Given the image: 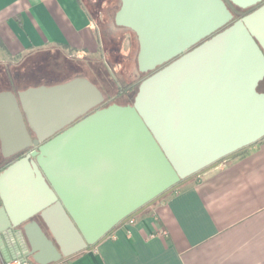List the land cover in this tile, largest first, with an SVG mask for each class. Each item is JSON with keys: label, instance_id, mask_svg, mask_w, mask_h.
I'll return each instance as SVG.
<instances>
[{"label": "water", "instance_id": "water-1", "mask_svg": "<svg viewBox=\"0 0 264 264\" xmlns=\"http://www.w3.org/2000/svg\"><path fill=\"white\" fill-rule=\"evenodd\" d=\"M262 2L121 0L114 22L136 34L138 70L154 71L132 105L87 114L104 96L82 75L0 93L1 153L32 148L0 173L5 209L40 212L67 257L264 141ZM235 7L253 8L233 20ZM29 227L32 253L54 249L35 221Z\"/></svg>", "mask_w": 264, "mask_h": 264}, {"label": "crops", "instance_id": "crops-1", "mask_svg": "<svg viewBox=\"0 0 264 264\" xmlns=\"http://www.w3.org/2000/svg\"><path fill=\"white\" fill-rule=\"evenodd\" d=\"M96 53L104 58L83 0H0V93L17 96L86 77L23 82L41 61L57 72L63 70L61 61L57 65L53 57L76 61L80 54ZM27 129L34 134L28 124ZM5 158L0 148V165ZM23 213V208L8 212L0 201V264L13 258L34 264H264V141L187 180L107 237L67 257L58 258L59 245L41 213L33 219L20 218ZM32 221L53 250L31 252Z\"/></svg>", "mask_w": 264, "mask_h": 264}, {"label": "rangeland", "instance_id": "rangeland-1", "mask_svg": "<svg viewBox=\"0 0 264 264\" xmlns=\"http://www.w3.org/2000/svg\"><path fill=\"white\" fill-rule=\"evenodd\" d=\"M87 8L89 9V12L91 13L92 22L94 24L95 30L99 33L100 43H103L105 46V52H104V58L101 57L99 54L94 55H78L77 62L75 59H63V55L60 54L59 57H53L57 62V65H59L60 61H69L71 63L70 66L67 65V68L65 71L60 70L57 72H50L47 68L52 65V63H48L46 61H41L38 63V65H34L32 68L34 69L33 72H30V75L28 76V72L25 73V77L23 79V82L28 85H34L38 82V79H42L44 82H51L53 79L56 78H64L68 76L69 74H72L74 72L79 71V63L78 61L86 62L88 66H90L89 63L92 62H99V61H108V56L110 60L112 61L111 69L108 70L106 68V72L103 70V74L101 76L95 74L96 67L92 70L85 64H82L84 67H86V70L81 68L82 72H86L90 80L97 86V88L102 92L104 96H109L114 93L115 91V85L113 83V77L119 78L121 81H130L133 78L132 70L135 66V63L133 60H128L131 58V47L134 49L135 44L132 40L131 35L126 31L120 29L118 25H114L113 20V13L116 8L117 0H83ZM250 8V7H248ZM236 9V7H235ZM245 13V12H244ZM241 14H238L237 16H240ZM239 18H234L233 20H236ZM117 35V36H115ZM115 37V38H114ZM56 52V51H55ZM56 54V53H55ZM50 56L49 54H47ZM43 56V55H41ZM81 56V57H80ZM45 57V55H44ZM95 72V73H94ZM147 73V72H145ZM143 73V75H145ZM137 79V77H135ZM259 91H264V80L260 82L258 86ZM116 103L118 105H126L129 103V98L126 97H119L116 100L114 98H110L107 102L108 105ZM225 160H222L223 162ZM197 176V175H196ZM194 176V177H196ZM194 177L190 178L193 179ZM189 179V180H190ZM185 182H181L178 184L176 188H179L183 186ZM164 197V196H163ZM162 197V198H163ZM160 198V199H162ZM159 199V200H160ZM158 200V201H159ZM153 204H156L153 203ZM152 204V205H153Z\"/></svg>", "mask_w": 264, "mask_h": 264}, {"label": "trees", "instance_id": "trees-1", "mask_svg": "<svg viewBox=\"0 0 264 264\" xmlns=\"http://www.w3.org/2000/svg\"><path fill=\"white\" fill-rule=\"evenodd\" d=\"M263 2H264V0H263ZM262 2V3H263ZM120 4H121V0H117V4H116V8H115V11H114V13H113V20H112V22H113V24L114 25H116L115 24V22H114V15H115V13H116V11L118 10V8H119V6H120ZM87 7V6H86ZM88 9V8H87ZM89 10V9H88ZM236 10L237 11H242V10H245V9H241V8H239V7H236ZM249 11H251V10H248V11H246L245 13H247V12H249ZM243 14V13H242ZM241 14V15H242ZM90 15H91V13H90ZM238 14H235L234 15V18H240L241 17V15L240 16H237ZM118 27H120V29H122V30H126L130 35H131V37H132V40L134 41V44H135V47H134V49H132V47H131V58L130 59H128L129 61L130 60H133V62L135 63V66L133 67V69H131L132 70V75H133V79L132 80H130V81H126V80H124V81H121L119 78H117V77H113V83H114V85H115V91H114V93L113 94H111V95H109V96H104V101L99 105V106H97L96 108H94V109H92L91 111H89L87 114H89V113H91V112H93V111H95L96 109H100V108H103V107H106V106H108V104H107V102H108V100L110 99V98H114V100H116L117 98H119V97H128L129 98V103H127L126 105H132V103H133V98H134V96H135V94H136V92H137V89H138V86H139V84H140V82L143 80V79H145L146 77H148L151 73H153L154 71H150V72H147V73H145V72H140L139 70H138V65H137V54H138V50H139V43H138V39H137V36H136V34H135V32L134 31H132L131 29H129V28H127V27H123V26H118ZM115 36H117V35H115ZM102 37V36H101ZM100 37V38H101ZM115 38V37H114ZM101 45H102V51H103V53L105 52V46H104V44L103 43H101ZM105 56V55H104ZM107 58H108V61H99V62H92V63H89L90 64V66H88L87 64H86V62H83V61H78V67H79V71L78 72H74V73H72V74H69L68 76H66V77H64V78H62L61 80H65V79H68V78H70V77H73V76H75V75H77V74H83V75H85L89 80H90V78L88 77V75L86 74V72H82V70H81V68L84 70V68H85V70H86V67H84L82 64H85V65H87L91 70H92V68L94 69L95 67H96V70H95V74H97V75H99V76H101L102 74H103V70H104V72H106V68L108 69V70H110L111 69V67H112V65H111V63H112V61L110 60V58L108 57V56H106ZM65 61L63 60V61H61V65H60V67H61V69H63V71H65L66 70V68H67V65H65V63H64ZM80 66H81V68H80ZM84 67V68H83ZM160 68V67H159ZM93 71V70H92ZM143 73H145V75H143ZM135 77H137V79L135 78ZM264 80V79H263ZM91 81V80H90ZM92 82V81H91ZM93 83V82H92ZM260 84V83H259ZM259 86V85H258ZM257 90L259 91V89L257 88ZM260 92H264V91H260ZM86 114V115H87ZM85 115V116H86ZM84 117V116H83ZM31 137H34V134L33 133H31ZM32 148H30V149H27V150H24V151H22V152H20V153H18V154H16V155H13V156H11V157H8V158H5V159H3V163L4 164H2V165H0V172L5 168V167H7L8 165H10V164H12L13 162H15L16 160H18V159H20L21 157H23L27 152H29L30 150H31ZM182 182V181H181Z\"/></svg>", "mask_w": 264, "mask_h": 264}, {"label": "built area", "instance_id": "built-area-1", "mask_svg": "<svg viewBox=\"0 0 264 264\" xmlns=\"http://www.w3.org/2000/svg\"><path fill=\"white\" fill-rule=\"evenodd\" d=\"M2 264H34V263L26 259L13 258V259H7L6 261H3Z\"/></svg>", "mask_w": 264, "mask_h": 264}, {"label": "flooded vegetation", "instance_id": "flooded-vegetation-1", "mask_svg": "<svg viewBox=\"0 0 264 264\" xmlns=\"http://www.w3.org/2000/svg\"><path fill=\"white\" fill-rule=\"evenodd\" d=\"M253 7H250V8H244L245 10H242V11H237V14H242V13H244V12H246V11H248V10H251Z\"/></svg>", "mask_w": 264, "mask_h": 264}]
</instances>
